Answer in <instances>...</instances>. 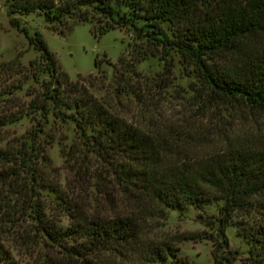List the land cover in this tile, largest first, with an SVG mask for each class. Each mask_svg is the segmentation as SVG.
<instances>
[{
	"label": "trees",
	"instance_id": "16d2710c",
	"mask_svg": "<svg viewBox=\"0 0 264 264\" xmlns=\"http://www.w3.org/2000/svg\"><path fill=\"white\" fill-rule=\"evenodd\" d=\"M4 3L9 16L38 13L50 25L71 17L87 21L88 12L92 11L105 20L96 32L98 35L114 25L127 26L140 41L129 59L120 56L113 64L115 77L131 70L135 57L152 55L157 50L165 56L173 52L192 66L204 88L205 102L214 107H244L264 113V0ZM10 24L18 26L15 18H10ZM20 31L39 54V60L29 61L32 77L46 73L48 79L40 82V93L26 105L25 111L34 117L33 128L25 138L0 146V264H20L3 238L21 221L28 222L34 231L61 248L63 254L80 258L83 264H95L93 257L99 264H123L134 257L141 264L163 263L176 256L177 248L169 241L149 238L148 220L164 219L168 211H182L186 207L200 210L213 202L219 203L217 216L205 223L215 225L214 233H182L181 239H208L212 243L213 264H231L235 253L227 250L225 229L234 214L252 211L258 224L252 234L244 237L253 251H258H254L255 256L264 259L262 142L233 138L224 143L220 153L205 157L191 154L196 145L195 129L181 130V123L173 122L140 128L125 121L79 82L69 79L39 32L28 36L25 30ZM10 63L16 65L14 60ZM89 84H94L92 79ZM17 115L0 114V132L21 117ZM50 117L52 122H69L73 126L75 137L64 160H73L76 175L88 173L103 194L98 181L110 179L135 204L132 211L86 216L75 209L67 195L59 196L52 208L45 205L43 189L63 195L59 187L49 186L41 168L45 145L53 139L44 138ZM87 154L94 156L98 168L82 166L80 158ZM60 215L67 217V225L58 223ZM237 228L240 230L241 226ZM103 251L108 261L101 262Z\"/></svg>",
	"mask_w": 264,
	"mask_h": 264
},
{
	"label": "rangeland",
	"instance_id": "374dc122",
	"mask_svg": "<svg viewBox=\"0 0 264 264\" xmlns=\"http://www.w3.org/2000/svg\"><path fill=\"white\" fill-rule=\"evenodd\" d=\"M88 15L87 21L71 17L50 25L38 13L9 16L4 0H0V114L14 113L21 116L3 127L0 146L25 138L33 128L34 117L27 114L26 105L40 93V82L48 79L46 73H37L36 77H32L33 67L29 66V61L39 60V54L28 45L21 29L28 36L39 32L69 79L79 82L125 121L140 128H150L158 122H173L181 123V130L195 129L196 145L191 154L205 157L220 153L224 143L233 138L264 144V113L244 107H214L205 102L204 88L195 77L192 66L176 53L165 56L157 50L152 55L135 57L131 70L115 77L112 73L113 64L117 63L120 56L129 59L140 41L127 26L114 25L112 29L98 35L96 32L105 20L92 11ZM10 18L17 20V27L10 24ZM141 45L143 47L142 42ZM13 60L16 65L10 63ZM89 75L95 76V79L91 78L94 83L92 86L89 84ZM48 126L44 130V138L48 140L49 136H53V139L45 145L41 168L49 186L59 187L63 195L43 189L41 196L47 207H54L59 196L67 195L73 200L75 209L86 216H112L114 211L129 212L134 209L135 204L128 201L110 179L98 181L100 190L105 192L103 194L98 191L94 178H90L88 173L76 175L73 160H64L67 147L75 137L69 122H52L50 117ZM63 146H66L64 151ZM80 160L84 162L83 167L92 166L94 169L99 165L91 154ZM218 208L219 203L213 202L200 210L186 207L182 211H168L161 220L150 218L147 223L149 238L157 242L169 241L177 248L175 257L167 258L163 263L150 264H213L210 240L192 237L181 239V234H213L215 225H206L205 220L212 221L217 216ZM58 219L61 226L67 225V217L60 215ZM257 224V215L252 211L234 214L225 229L227 250L235 253L231 264H264V259L261 261L255 256L258 251L254 250V253L250 241L244 237V234H252ZM239 226L243 229L239 230ZM11 231L3 238L4 245L20 264H83L80 258L63 254L61 248L34 231L28 222H19ZM106 255L104 251L101 253V262L109 260ZM92 262L99 264L94 257ZM123 264L141 263L134 257Z\"/></svg>",
	"mask_w": 264,
	"mask_h": 264
}]
</instances>
